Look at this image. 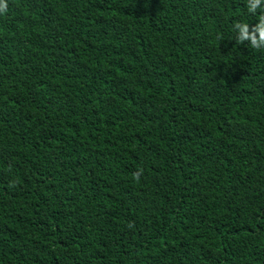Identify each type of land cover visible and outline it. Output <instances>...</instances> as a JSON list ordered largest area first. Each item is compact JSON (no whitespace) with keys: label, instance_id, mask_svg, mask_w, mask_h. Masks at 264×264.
<instances>
[{"label":"trees","instance_id":"1","mask_svg":"<svg viewBox=\"0 0 264 264\" xmlns=\"http://www.w3.org/2000/svg\"><path fill=\"white\" fill-rule=\"evenodd\" d=\"M7 4L0 264H264L246 0Z\"/></svg>","mask_w":264,"mask_h":264},{"label":"clouds","instance_id":"2","mask_svg":"<svg viewBox=\"0 0 264 264\" xmlns=\"http://www.w3.org/2000/svg\"><path fill=\"white\" fill-rule=\"evenodd\" d=\"M247 13L257 16V22L252 25L247 21H237L233 31L236 33V41L244 44L251 41V48L264 51V0H246ZM7 0H0V14L7 11Z\"/></svg>","mask_w":264,"mask_h":264}]
</instances>
